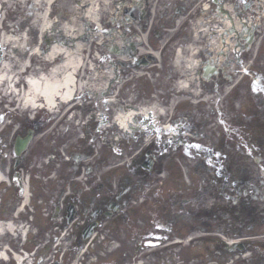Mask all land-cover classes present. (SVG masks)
<instances>
[{"label":"flooded vegetation","instance_id":"1","mask_svg":"<svg viewBox=\"0 0 264 264\" xmlns=\"http://www.w3.org/2000/svg\"><path fill=\"white\" fill-rule=\"evenodd\" d=\"M226 1H230L238 24L237 26H233V23L230 26L226 25L228 20L226 9L222 10L223 22H220L218 32L213 31L211 33L213 23H210L209 20H204L201 24L202 28L199 30L200 33L198 32L195 49H193V54L197 53L200 62L197 70L198 79L194 83L219 97L211 100L209 104L214 105L220 102L215 108L217 107L221 118L235 122L243 117L245 121L243 127H241L244 131L249 132L251 120L248 115L250 111H252L254 119H264V0ZM215 37H219L220 45L219 50L216 51L211 48L212 39ZM161 57L165 60V64L161 65V69L157 73L163 93L159 101L161 105L168 109L173 104L174 98H176L173 97L176 77L172 74L174 73L172 70L173 56L164 54ZM212 66L216 67L217 70L207 72V69ZM174 105L172 110L178 119H189L190 122H194L205 118L204 114L196 110V107L180 103L179 100ZM234 125L239 126L240 123ZM221 148L225 150L226 145L223 143ZM90 151V149L86 151L85 156L90 157ZM230 163L224 161V165H228V168L231 167ZM238 163L244 164L250 169L249 164L242 161ZM144 167V162L135 161L130 170V174L135 177L134 180L128 177L122 179L116 190H112L111 187L103 185L95 187L96 178L100 174L98 164L94 161L80 163L74 168V176L71 179L79 176L82 171L88 179L83 185L77 184L78 188L73 190V195L63 198L68 187V180H66L62 192L57 197V202L53 203V205H58V212L55 207L53 208L51 201L47 199L42 201L43 198L37 193V200L35 199L34 203L38 206L34 207L30 214L17 217L16 223L21 222L37 234L29 239L27 242L28 247L34 248L38 244L44 245L50 240L51 236L58 237L59 234H67L70 230L71 233L82 234L83 229L91 225H95L93 232L106 228L108 233L112 232L120 235L121 230L125 233L126 229V234L132 232L138 235L139 228L133 227V221L141 218L144 214L148 216V223L152 220L153 224L161 223V227L167 228L165 231H172L178 228V220H174L176 208L185 204H188L185 207H189L185 213L188 219L187 227L190 230L196 228L203 230L206 228L208 232H211L213 221L199 223L204 216L208 221L212 216L209 208L212 205L209 203V207L207 206L208 199L206 198L209 196L210 188L206 190V186H203L200 195L195 192V196H193L190 187L186 189V192L181 191L180 193L179 190L177 191L178 186L176 183H172L171 187L174 191L172 194L158 192L155 196H152L151 193H144L143 188L149 185V177L158 173L160 166L154 168L152 166L151 171L144 170ZM228 168L223 170L224 176L216 182L214 191V193L220 191V197L218 198L222 200V209L231 208L227 213L219 211L218 217L214 219V231L218 232H222L221 227L227 222L228 217L238 218L236 227L239 230H242L245 223L244 216L249 218L247 222L251 226L257 220V216L250 217L251 214L245 205V200L250 194H244L243 197L242 194L246 188L243 190L236 188V186L241 185L240 183L243 186L245 185L244 177L242 174L237 173L234 178L232 173H227ZM48 172L50 173L51 169ZM229 183L234 184L233 189L228 187ZM84 189L89 191L90 194L78 195ZM101 190H104L102 194L99 193ZM233 194H236V199H242L240 203L241 213L244 214L245 212L242 217H237L235 214L236 203L233 202L235 200L226 198ZM202 199L203 203H201ZM195 208L200 213L194 215L191 220V214L195 211ZM11 212L17 211L13 209ZM68 218H73L70 224L67 221ZM1 220L4 223L7 222L4 215H1ZM105 223H107L106 226ZM124 227L125 229H123ZM144 227L146 226L144 225ZM230 227L234 229L235 226L230 225ZM153 228L154 226L151 229ZM53 232L55 235H52ZM10 243L8 237H4L0 241L2 247L5 248H9ZM204 243L208 249L211 247L209 240H204ZM79 246L80 241L76 243V247ZM124 261L131 262V260ZM222 263L225 264L226 260H222Z\"/></svg>","mask_w":264,"mask_h":264},{"label":"rangeland","instance_id":"2","mask_svg":"<svg viewBox=\"0 0 264 264\" xmlns=\"http://www.w3.org/2000/svg\"><path fill=\"white\" fill-rule=\"evenodd\" d=\"M41 1H46V0H0V7H2V10L0 12V14H2V18H3V22H0V54L1 56H3V46L5 45L6 42H10V40H13L14 42H16L18 44V46L21 49H25L28 47L30 48V51H33L35 53H38L39 51V44H43L46 42H49V40L55 36L58 40H60L61 42H66V43H70V39L66 38V34L68 32V35H70V31H75L78 32L79 35H81L82 32H88L89 36L87 38V40L85 42H82L83 47H85L87 50H89L88 48L91 46V51H98L99 55L101 56L102 54L105 57L106 62L102 65V68L106 67V69H108L107 74H110L111 71V66L110 63H112L113 61H116L118 55H114L112 54V52L110 51L113 48V45L115 43L121 44V36L123 34V40H125L128 43V46H126L125 48L127 49L129 47V44H131L132 42H134L135 40H140V36H138V30L139 28L135 27L136 25L138 26H143V28L145 29V32H148L149 29H152V33L153 35H151L150 33V37H149V43L152 47H155L156 49H158V41L156 36L154 35L155 32H157V34H161V29L160 26L163 25L165 29L171 28L169 27V23H168V17H161V16H154V11L153 8H157L158 13L162 14L163 13L169 14L171 17H173V19L171 21H177L181 20L182 18H184L185 13L188 11L190 13L193 12V15L191 16V18H194L195 21H199V19H196V15L199 12L200 8L202 6H200V0H167V2H171L170 5H166L164 2L162 3V0H142V5L141 8L139 9L137 7V0H127V3L124 4V0H118L117 3H119V5H116L115 8L113 7L112 9L108 10V15L105 19V23L102 26L103 28H105V31H103V33H100L96 30V26L94 25H90V29H88V27H86L84 25V23H77V18L78 16L76 15H72L71 11L69 9V7L71 9L74 10L75 7H77L74 3L71 4H66V0H58L56 4L50 6H44L42 7L40 5ZM48 1V0H47ZM146 1H148V5L151 7L149 16L147 15V17L144 15V11L146 10ZM192 1V2H191ZM198 1V3H197ZM203 0H201L202 2ZM95 2V1H94ZM191 3H194L193 6H189L191 5ZM51 4V3H50ZM215 7H212L211 10H214L216 13V9H218V7L216 6V4H214ZM69 6V7H67ZM189 6V9L187 8ZM216 8V9H214ZM90 10V8H89ZM46 11L50 12V16L48 18V16L46 15ZM167 11V12H165ZM129 12V13H127ZM135 12V13H133ZM144 15V17H143ZM84 17V12L82 14L79 15V17ZM154 16V17H153ZM169 16V17H170ZM201 19V18H200ZM52 23L54 24V27L52 29H49L50 25ZM115 31V32H114ZM151 32V31H150ZM12 34H14L15 38L12 37ZM129 37H127V35ZM119 35V38H117V36ZM137 38H135V37ZM44 37V38H43ZM25 40V41H24ZM118 40V41H117ZM27 43L29 44V46L27 45ZM126 43V44H127ZM31 44V45H30ZM100 45V46H97ZM42 46V45H40ZM33 47V48H32ZM48 48V45L46 47V50ZM6 53V52H4ZM125 55L133 58L132 63H139L140 61H142L141 58H139L140 56L134 55L133 53H127L125 52ZM3 60H5L4 57H2ZM2 60V59H1ZM140 60V61H139ZM35 61V60H34ZM36 62V61H35ZM38 67L40 68L39 63ZM157 64V63H156ZM146 68L152 67L155 68L154 65H149V62H145V64H143ZM42 69H44L42 67ZM122 69L123 68H118L119 70V82H113V84H111V86H115V90L117 91L119 87H123V85L126 82L129 83H133L135 85V90L138 91L139 95L137 94H133L131 93L128 89L129 85H125L122 89V91H120L119 96L120 98L117 99V109L118 106H121L123 108L126 107H130L131 105H133L135 103L134 100V96H143L145 95L146 91L153 89L155 84L154 83H150L148 81L144 82V81H139L136 83L135 78L131 79L126 78L125 80H123V75H122ZM127 70L130 69H126L125 68V72ZM110 72V73H109ZM98 77L93 81L91 80L92 84L97 87L98 85H100L101 87H105L107 85V80L103 79L106 77V74L103 72H98ZM121 74V75H120ZM146 84V85H145ZM101 87L98 86L99 89H101ZM142 88V90H141ZM111 88L109 90V93L106 92L105 90V95H99L98 98H92V99H96L93 102H98L101 103L102 101L106 100L109 96H115L116 93L112 94L111 92ZM90 94L87 95V99H89ZM100 105V104H99ZM85 108H83V110H81V114L83 115L86 112V109L88 106H84ZM110 107L108 108H104V105H102L101 107L99 106V110H96L95 112L100 111L101 115L105 116L106 118V123H108L111 120L110 117V112L113 113L112 108L114 106H108ZM116 109V108H114ZM88 111V110H87ZM7 112L5 111H1L0 112V119H2L1 124H0V129L2 128V124L6 123V120H4L3 117H5ZM94 114V112H93ZM18 125L17 127L20 128L22 124H27L26 121L19 119L18 120ZM41 123H43L44 121H40ZM65 121H62L58 126H55L54 129L48 133L45 132H41L38 131L36 134V138L35 141L33 142V146L31 147L32 151H44V152H49L51 149L58 152L57 148H60L62 145H67L68 143L71 144L67 145L68 150H73L75 151L76 149H78L81 146V140L78 139V135L80 134L79 132V125H77V121L74 119L73 121H71V123L69 124H65ZM44 124H40V126L43 128ZM26 125H23L22 127V137L25 135L26 133ZM15 127V126H14ZM13 127V128H14ZM99 128V127H98ZM61 130V131H60ZM48 131V130H47ZM41 132V133H40ZM44 134L47 135H55L54 137H44L42 138V136ZM12 134L10 133L7 134L6 138L1 141L3 142V144L7 147V151L5 153V160H6V165H12L13 164V152H12V145L10 144V138L9 136H11ZM193 135V133H191V136ZM93 137L95 138L94 144L96 146V148H103V157L107 158L106 155L109 153V148H111V143L109 142V140L112 139V133H103L101 131L95 132ZM244 137V136H243ZM86 138V137H85ZM130 141H134L133 139H131ZM239 142V141H237ZM107 143L106 147H103V144ZM135 144V142H133ZM88 144V143H87ZM236 146V143H233ZM1 148L3 149L4 147L1 145ZM66 148V149H67ZM248 147L247 146H241V149H238L236 146V149L239 153V155L246 157L244 152ZM62 149V148H61ZM30 150V151H31ZM136 148H132V150H128L124 156L122 157L121 153L119 152H112L115 155V157L110 158V166H114L116 167L118 164L122 163V160L125 161H130L131 159H133V157L136 154ZM171 150V149H170ZM232 150V153L230 151H222L221 154L226 156L227 158H231V155H234V149H230ZM120 151V150H119ZM161 151V149L154 148L153 149V153H159ZM41 152L37 153L36 155L37 158L34 159L32 155L29 154L28 157H26L25 162L23 164V167L25 169V167H28L31 163V161L33 162H41V159L43 161L44 158H42L43 156L40 154ZM169 153L164 154V156H169L168 158H174L177 160H182L185 161L189 164V166L195 162V172H199L200 175L201 174V167L205 166L207 168V160H205L202 156L197 155L195 153L191 154L192 158L194 159H189L186 158L184 156L181 155L180 150L176 151V152H170ZM64 153H66L64 151ZM236 154V152H235ZM46 155V154H45ZM163 154L159 155L158 157H162ZM258 157L261 160V164L260 166H263V158H264V152L260 149H255L254 153L252 154V158ZM168 158H165L163 160H167ZM235 158V155L234 157ZM124 161V162H125ZM251 161V160H250ZM237 163V162H236ZM187 164V165H188ZM252 164V162H251ZM185 165V164H184ZM54 167H58L55 164L53 165ZM165 166H171L170 163L165 161ZM236 166V165H235ZM32 167L28 168L29 171H34L35 169H32ZM119 170H126L125 168L119 169ZM117 170V172L119 171ZM37 171V170H35ZM184 172H186V182L189 181V183L191 184L190 180H193V175L191 172L190 167H187ZM125 173V171H121L118 174H122ZM55 176H57V174H55ZM23 177V175H22ZM199 175H197L195 173V182L194 184H196V190L201 188V185L199 184V180H200ZM56 178V177H55ZM154 178V177H153ZM32 179V178H31ZM60 183V182H59ZM209 184H211V182L209 181ZM187 185V184H186ZM166 187L168 188L169 185L166 184ZM32 188V185H31ZM35 191H33V197L32 194L30 193V198H32L31 200V204L34 205L35 203V199L37 197L38 194H40V189L42 188V184L37 183L35 185ZM8 187L5 188H1L0 189V202L1 208H7V211L12 210V208L10 207H14L17 208L18 206H14L16 204V202H18L17 198L16 201L14 203L13 199V194L12 191H8L7 190ZM194 191V192H195ZM165 193L168 194H172L173 191H171L170 189H165L164 191ZM38 193V194H37ZM25 198V197H24ZM21 201H23V204H27L29 202V195L27 197V201L26 203L24 202L25 199H21L19 198ZM37 200V199H36ZM9 204H12L11 206ZM189 207H185V209H188ZM7 211H5V215L7 214ZM176 213V211H175ZM125 229V228H123ZM125 233H126V229H125ZM224 235L227 236V238L229 240L231 239H235L237 236H247V237H256L257 235H261L264 234V226H261L259 228H252L249 229L248 227H243V230H239L237 227H234V230L231 231H226L223 233ZM163 236H165V234H161ZM222 235V234H221ZM237 235V236H235ZM44 236V235H42ZM133 239L138 241L139 238L138 236H136L133 233L128 232L127 236H123L120 237L119 239L124 240L125 238ZM142 241L139 242H134L131 241L129 243L123 242L124 247L126 252L128 253V255H125L123 258L124 260H143L144 257L148 256V257H153L154 254L153 251L152 252H147V251H151L150 249L147 250H142L140 252H137V254L134 253V249L136 247V245H141ZM120 243V242H119ZM198 244V243H196ZM191 248H195L194 246ZM190 248V249H191ZM153 249V248H152ZM179 253L178 255H171V256H166V258L164 260H160L158 263L156 264H169L171 262V260H184L185 264H204L203 260H223L222 258H214L213 256H201V254H198V250H190L184 247H179L176 248ZM160 250L159 248H157L154 252ZM190 250V251H189ZM92 252L91 255H100V252H102V250L99 247H96ZM104 253V252H103ZM165 253V251L163 250L162 254L163 255ZM105 254V253H104ZM169 254V253H168ZM237 255V254H234ZM247 255V253L245 254ZM231 259H234L233 257H230ZM53 259V258H52ZM196 260V261H193ZM238 260L240 261V264L242 262V260H246L243 259L242 257H240ZM52 261V260H50ZM49 261V262H50ZM147 262L149 264H155L152 263L153 260H144V262ZM186 261H189L188 263H186ZM131 264H134L133 262H131ZM178 264H182L181 262H179Z\"/></svg>","mask_w":264,"mask_h":264},{"label":"bare ground","instance_id":"3","mask_svg":"<svg viewBox=\"0 0 264 264\" xmlns=\"http://www.w3.org/2000/svg\"><path fill=\"white\" fill-rule=\"evenodd\" d=\"M58 0H56L55 4L57 3ZM95 1V2H94ZM118 0H66V4H71L74 3L77 7L73 9H71L69 6V9L71 11V14L74 16H78L77 18V23H84V25L86 27H88V29H90V25L89 21L86 20L84 17H79L80 14H82L83 12H87L89 10L90 7H93V13L89 12V15H91L92 18H97L99 17L100 14L103 13V8H105V6L102 3H106L109 4L108 6L111 5V3H116ZM138 1V7H141V3L142 0H137ZM111 2V3H110ZM162 3L164 2L166 5H170L171 2H167V0H162ZM45 1H41L40 5L42 7L46 6ZM148 1L146 2V6L148 5ZM98 5V6H97ZM216 5L222 7V4L219 1H216ZM228 9L231 8V6H228ZM102 9V10H99ZM107 10V9H106ZM147 10V9H146ZM96 11V12H95ZM222 11V10H220ZM167 12V11H166ZM222 13V12H221ZM185 22H191V15L190 14H186V17L184 18ZM91 23V22H90ZM71 37V42H73V45L71 48H68L69 50L68 52V57L66 59H64L63 57H57L56 59H54V64L56 65L57 63H60V68L59 69H55L53 72V79L49 78H45L43 77V81L36 79V78H30V88H29V95L30 97L28 98L29 102H34L36 100H38L40 97H43L45 99L46 102H48L49 105H53L54 103V99L56 94H58V91L61 90L62 88H65L63 96H65V99L68 97L72 96V92L74 91V88H71L73 82H74V78L72 77L73 73H75L76 71V67L78 68V66H80V64L83 63L84 66V62H81V59H83L82 54L84 53L83 46L80 45L82 42H85L89 36L88 32L84 31L82 32V35H79L78 32L75 31H70L69 32ZM192 23L190 24V26L187 28L186 33H185V37L184 40H189L188 45H191L192 47ZM12 37H15L14 34H12ZM49 42L43 43L40 49V55L37 58L38 59V63H41L42 66H46V67H51V65L53 64V58L55 56H57L58 51H61V48H57V46H54L53 48H50L47 50V52H45L44 49H46L47 44ZM63 43L64 42L63 40ZM180 42L177 43L176 47L180 49V51H178V55H177V63H180L181 58L182 57V53H181V46H180ZM214 44L216 45V41L214 42ZM11 47L13 49H11ZM5 49H11V53L14 55V57H11L9 54L7 55L8 60L10 61L9 63H6L4 65V68L2 70H0V80L4 79L7 77L8 72L5 70L8 69V71H10L12 73V65H17V70L18 72L21 70H24L26 67H28V59H25L22 55L23 53V49H21L17 43L13 42L10 40V42H6V46ZM76 50L77 53L75 54L76 56H79V60L77 58V63H76V57H73V51ZM39 53V51H38ZM13 58V59H12ZM47 59L48 62H45L44 59ZM17 59H19L17 61ZM17 61V62H16ZM80 63V64H79ZM182 64H184L185 66H182V68H184V70L187 71H192L194 69V67L196 66V63L194 61L193 58H190L189 61L186 60H182ZM58 70V71H57ZM4 72V73H3ZM66 74V75H65ZM181 88L183 89L184 86L181 85ZM158 108L157 107H149V108H141V109H135V110H125L122 111V114H120L118 116V120L120 121V125L122 127H126L129 126V129L131 128V121L133 122V117L135 116H148V118H150V123L152 128H155L156 125L153 124L152 122L154 120H156V117L158 114ZM134 130V129H132ZM5 173H3L2 171H0V182L2 181H7L6 177H5ZM27 191L25 193V202L27 201ZM1 227V226H0ZM3 228V227H1ZM12 230H14L13 227H11ZM1 256V255H0Z\"/></svg>","mask_w":264,"mask_h":264},{"label":"water","instance_id":"4","mask_svg":"<svg viewBox=\"0 0 264 264\" xmlns=\"http://www.w3.org/2000/svg\"><path fill=\"white\" fill-rule=\"evenodd\" d=\"M23 146H24V144H23Z\"/></svg>","mask_w":264,"mask_h":264}]
</instances>
